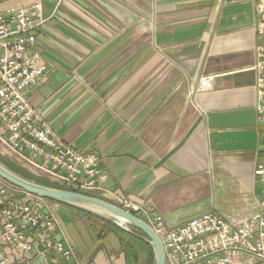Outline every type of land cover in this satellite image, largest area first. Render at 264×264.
I'll return each instance as SVG.
<instances>
[{
	"label": "crops",
	"instance_id": "1",
	"mask_svg": "<svg viewBox=\"0 0 264 264\" xmlns=\"http://www.w3.org/2000/svg\"><path fill=\"white\" fill-rule=\"evenodd\" d=\"M33 2L47 19L36 49L49 73L28 103L66 144L101 158L111 198L88 195L128 198L168 228L255 210L254 0H0V14ZM52 208L55 239L74 253L57 264L154 263L138 231Z\"/></svg>",
	"mask_w": 264,
	"mask_h": 264
},
{
	"label": "built area",
	"instance_id": "2",
	"mask_svg": "<svg viewBox=\"0 0 264 264\" xmlns=\"http://www.w3.org/2000/svg\"><path fill=\"white\" fill-rule=\"evenodd\" d=\"M254 29L262 38L255 49L256 100L261 146L254 168L260 197L247 217L229 220L209 211L177 227L168 228L130 199L117 206L146 217L159 237L165 264H264V0H254ZM47 19L40 2L0 14V149L35 175H45L56 187L104 198L108 173L93 151H77L57 136L32 108L28 98L48 73L36 49V33ZM76 76V75H75ZM102 199V198H101ZM136 216V215H135ZM59 230L52 203L0 180V264H57L74 253Z\"/></svg>",
	"mask_w": 264,
	"mask_h": 264
},
{
	"label": "water",
	"instance_id": "3",
	"mask_svg": "<svg viewBox=\"0 0 264 264\" xmlns=\"http://www.w3.org/2000/svg\"><path fill=\"white\" fill-rule=\"evenodd\" d=\"M0 180L27 194L95 215L127 232H130L129 228L138 231L153 249V264H165V252L159 237L145 221L117 205L95 196L63 189L60 185L51 187L39 184L16 174L1 162ZM119 223H122L124 227Z\"/></svg>",
	"mask_w": 264,
	"mask_h": 264
},
{
	"label": "trees",
	"instance_id": "4",
	"mask_svg": "<svg viewBox=\"0 0 264 264\" xmlns=\"http://www.w3.org/2000/svg\"><path fill=\"white\" fill-rule=\"evenodd\" d=\"M0 162L5 165L8 169L12 170L13 172H15L16 174L26 178V179H29V180H32L34 182H37L39 184H42V185H46V186H51V187H56L55 185L49 183V181H46L45 179H42V177H34L33 175H30L28 174L24 169H19V168H15L7 163H5L3 160L0 159ZM53 204V202H51ZM57 204V203H55Z\"/></svg>",
	"mask_w": 264,
	"mask_h": 264
},
{
	"label": "rangeland",
	"instance_id": "5",
	"mask_svg": "<svg viewBox=\"0 0 264 264\" xmlns=\"http://www.w3.org/2000/svg\"><path fill=\"white\" fill-rule=\"evenodd\" d=\"M0 159L3 160L5 163H7V164H9L15 168L24 169L28 174L33 175L34 177H40V178L42 177V179H45L46 181H49V183H51V181L48 177H46L45 175H41V176L35 175V173L32 170L25 168V167H22V165L16 163L11 157H9L7 154L3 153L1 149H0ZM85 194H88V193H85ZM143 260H144V257L141 256V261H140L141 264H143V262H144Z\"/></svg>",
	"mask_w": 264,
	"mask_h": 264
},
{
	"label": "bare ground",
	"instance_id": "6",
	"mask_svg": "<svg viewBox=\"0 0 264 264\" xmlns=\"http://www.w3.org/2000/svg\"><path fill=\"white\" fill-rule=\"evenodd\" d=\"M119 225H121L122 227H124V225L122 223H119Z\"/></svg>",
	"mask_w": 264,
	"mask_h": 264
}]
</instances>
